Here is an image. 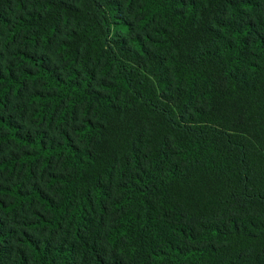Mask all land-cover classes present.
Listing matches in <instances>:
<instances>
[{
  "label": "trees",
  "instance_id": "1",
  "mask_svg": "<svg viewBox=\"0 0 264 264\" xmlns=\"http://www.w3.org/2000/svg\"><path fill=\"white\" fill-rule=\"evenodd\" d=\"M0 264H264V0H0Z\"/></svg>",
  "mask_w": 264,
  "mask_h": 264
}]
</instances>
